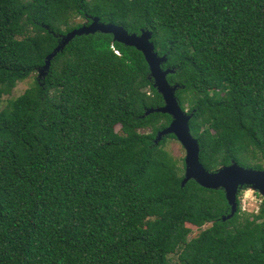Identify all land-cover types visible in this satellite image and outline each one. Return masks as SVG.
<instances>
[{
    "label": "trees",
    "instance_id": "obj_1",
    "mask_svg": "<svg viewBox=\"0 0 264 264\" xmlns=\"http://www.w3.org/2000/svg\"><path fill=\"white\" fill-rule=\"evenodd\" d=\"M90 17L152 32L207 171L264 170V0H0V264H264V199L223 221L224 190L182 187L177 138L155 143L172 117L145 116L164 100L140 51L77 36L39 76Z\"/></svg>",
    "mask_w": 264,
    "mask_h": 264
},
{
    "label": "water",
    "instance_id": "obj_2",
    "mask_svg": "<svg viewBox=\"0 0 264 264\" xmlns=\"http://www.w3.org/2000/svg\"><path fill=\"white\" fill-rule=\"evenodd\" d=\"M103 33L112 35L114 41L128 47H134L140 51L149 66L150 78L154 80V86L162 95L164 105L162 107L146 110L145 116L153 113L168 114L172 117L170 126L157 135L155 143L158 144L163 138L174 135L186 150L185 177L182 187L194 180L201 187L209 190L223 189L226 200L231 208V213L223 218V221L232 219L238 210V193L241 188L247 186L257 190L264 197V170L247 169L236 162L224 166L217 171L210 172L200 162V143L192 135L190 121L192 115L184 111L176 96L179 86L171 85L168 81L169 74L174 73L172 69H163L162 65L167 62L166 56H159L155 45L152 42V32L142 30L140 34H130L124 27L115 24H106L98 17H90L80 28L69 32L62 37L58 47L47 57L46 66L40 70L39 76L43 77L49 68L52 59L60 53L77 36Z\"/></svg>",
    "mask_w": 264,
    "mask_h": 264
},
{
    "label": "rangeland",
    "instance_id": "obj_3",
    "mask_svg": "<svg viewBox=\"0 0 264 264\" xmlns=\"http://www.w3.org/2000/svg\"><path fill=\"white\" fill-rule=\"evenodd\" d=\"M75 23L77 24H85L86 21L84 19L78 18L75 20ZM38 74L32 75L29 79L18 83L16 88L13 90V92L10 95H7L4 97L3 102L1 103V109H9V106L11 104V101L15 98L21 96L24 94V92L32 87L35 83V80L37 79ZM120 127H117V131H119ZM165 148L169 151V153L178 160L179 165H182V160L186 157V150L184 149L183 145L175 139H170L166 143ZM240 189L238 193V198L241 201V207L243 212L252 214L259 211L260 205H261V198L264 199V197L257 191L254 190L251 187H243ZM251 190L252 195L249 197L245 196V193L247 191ZM211 225L205 226L202 229L191 227L192 228V234L191 238H194L200 234L201 231L207 229ZM171 264H180L178 261V255H172L170 256Z\"/></svg>",
    "mask_w": 264,
    "mask_h": 264
},
{
    "label": "clouds",
    "instance_id": "obj_4",
    "mask_svg": "<svg viewBox=\"0 0 264 264\" xmlns=\"http://www.w3.org/2000/svg\"><path fill=\"white\" fill-rule=\"evenodd\" d=\"M251 195H252L251 190H249V191H247V192L245 193V196H246V197H249V196H251Z\"/></svg>",
    "mask_w": 264,
    "mask_h": 264
},
{
    "label": "built area",
    "instance_id": "obj_5",
    "mask_svg": "<svg viewBox=\"0 0 264 264\" xmlns=\"http://www.w3.org/2000/svg\"><path fill=\"white\" fill-rule=\"evenodd\" d=\"M115 53L117 54V55H120V53L118 52V51H115ZM257 213V212H256Z\"/></svg>",
    "mask_w": 264,
    "mask_h": 264
}]
</instances>
